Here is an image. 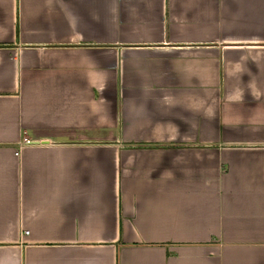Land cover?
Segmentation results:
<instances>
[{"label":"crops","instance_id":"crops-1","mask_svg":"<svg viewBox=\"0 0 264 264\" xmlns=\"http://www.w3.org/2000/svg\"><path fill=\"white\" fill-rule=\"evenodd\" d=\"M0 264H264V0H0Z\"/></svg>","mask_w":264,"mask_h":264},{"label":"built area","instance_id":"built-area-1","mask_svg":"<svg viewBox=\"0 0 264 264\" xmlns=\"http://www.w3.org/2000/svg\"><path fill=\"white\" fill-rule=\"evenodd\" d=\"M24 141H27V139H23ZM26 233V232H25Z\"/></svg>","mask_w":264,"mask_h":264}]
</instances>
